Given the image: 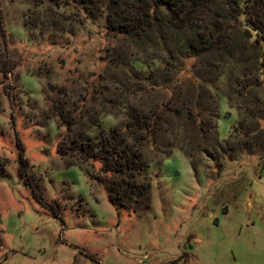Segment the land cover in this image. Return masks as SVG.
Listing matches in <instances>:
<instances>
[{
	"label": "rangeland",
	"instance_id": "obj_1",
	"mask_svg": "<svg viewBox=\"0 0 264 264\" xmlns=\"http://www.w3.org/2000/svg\"><path fill=\"white\" fill-rule=\"evenodd\" d=\"M114 1L0 0V264H264V47L244 4L182 28L160 6L139 40L106 33ZM149 109V206L118 212L81 153Z\"/></svg>",
	"mask_w": 264,
	"mask_h": 264
},
{
	"label": "trees",
	"instance_id": "obj_2",
	"mask_svg": "<svg viewBox=\"0 0 264 264\" xmlns=\"http://www.w3.org/2000/svg\"><path fill=\"white\" fill-rule=\"evenodd\" d=\"M220 1L228 5L232 2ZM208 2L210 0H116L112 2L113 6L108 9L105 18L106 33L135 39L138 37L141 40L145 31L151 25L155 26L160 6L165 7L170 14L172 23L180 24L179 28H182L181 23L191 22ZM240 2L244 4L245 12L240 13L239 9L238 14L243 15L245 33L254 37L255 46L264 47V0ZM122 5L126 10L121 9ZM234 6H237L236 0ZM193 29L190 24V32ZM209 45V41L198 37L192 41L187 40L181 49L191 56H199L201 52L209 49ZM262 64L264 65V60ZM199 115L200 113L195 115V118ZM164 121L161 111H128L122 128H112L107 135L87 144V148L83 149L82 157L100 162V170L109 176V200L118 212L136 211L139 205L144 209L148 208L150 186L149 183L139 180L146 168L142 159V147L155 140V134L162 128Z\"/></svg>",
	"mask_w": 264,
	"mask_h": 264
}]
</instances>
